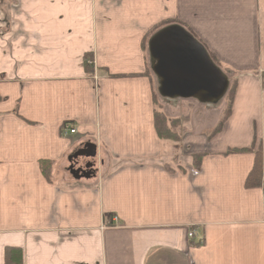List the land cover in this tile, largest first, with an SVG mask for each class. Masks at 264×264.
I'll list each match as a JSON object with an SVG mask.
<instances>
[{"label": "crops", "instance_id": "1", "mask_svg": "<svg viewBox=\"0 0 264 264\" xmlns=\"http://www.w3.org/2000/svg\"><path fill=\"white\" fill-rule=\"evenodd\" d=\"M170 26L234 76L217 134L225 110L207 107L227 91L161 95L146 51ZM262 75L264 0H0V264L7 248L23 264H264V186L245 187ZM155 99L179 143L159 139Z\"/></svg>", "mask_w": 264, "mask_h": 264}, {"label": "water", "instance_id": "2", "mask_svg": "<svg viewBox=\"0 0 264 264\" xmlns=\"http://www.w3.org/2000/svg\"><path fill=\"white\" fill-rule=\"evenodd\" d=\"M148 52L164 97L194 98L204 103L220 100L227 91L224 74L202 45L180 27L170 26L153 36Z\"/></svg>", "mask_w": 264, "mask_h": 264}, {"label": "trees", "instance_id": "3", "mask_svg": "<svg viewBox=\"0 0 264 264\" xmlns=\"http://www.w3.org/2000/svg\"><path fill=\"white\" fill-rule=\"evenodd\" d=\"M90 61H91L90 58L86 56L85 66L87 67L88 70L89 68L92 67V64ZM261 79H262V82L264 83V75L261 76ZM228 84L229 86H228L226 95L224 96L228 98L227 110L225 109L223 118L220 120V122L218 123L216 128L213 130V132L210 134V136L217 134L222 129L223 124L230 113V108H231L233 94L235 92L236 83H235V80H233L230 84V81L228 79ZM0 100H1V97H0ZM154 106H155L154 127H155V130H156V133L159 139L172 141L174 143H179L180 137L174 131V122L168 123L166 116L162 112L159 111L156 99L154 102ZM236 151L240 153L252 152L251 149H241V150H236ZM263 158H264V154L261 151H257L255 153L253 169L245 182V187L247 189L258 188V187L264 186V181H262V178L264 175ZM40 170H41V173L44 175V177L48 179L49 174L51 172V164L49 162H42L40 164ZM4 264H23L22 251L17 248H7L4 252Z\"/></svg>", "mask_w": 264, "mask_h": 264}, {"label": "rangeland", "instance_id": "4", "mask_svg": "<svg viewBox=\"0 0 264 264\" xmlns=\"http://www.w3.org/2000/svg\"><path fill=\"white\" fill-rule=\"evenodd\" d=\"M146 54L147 55H149L148 54V51H146ZM225 72V71H224ZM228 73V74H227ZM225 74L226 75H228V77H229V81H230V84H231V82L234 80V76H233V74L232 73H229V72H225ZM162 106H164L163 104H162ZM176 106H178V107H180V108H182L181 107V103L179 102L178 104L176 103V102H170V107H176ZM227 106H228V98L227 97H224V98H222L220 101H218V102H214V103H211V105L210 104H208V107L207 108H210L209 110L210 111H212V110H215V111H217L218 109H220V110H227ZM167 114V113H166ZM168 115V117H170L171 119H174V118H176V117H171L169 114H167ZM182 117V116H181ZM186 120L188 121V123L190 122V118L189 117H187L186 118ZM174 122V129H177V127L179 126L178 124H177V120H174L173 121ZM175 132H176V130H174ZM177 132H178V130H177ZM176 132V133H177ZM101 160H103V159H101ZM100 160V161H101ZM263 163H264V158H263Z\"/></svg>", "mask_w": 264, "mask_h": 264}, {"label": "built area", "instance_id": "5", "mask_svg": "<svg viewBox=\"0 0 264 264\" xmlns=\"http://www.w3.org/2000/svg\"><path fill=\"white\" fill-rule=\"evenodd\" d=\"M61 134H64V135H75L76 134V130L74 128H71L70 126L68 125H64L63 128H62V132ZM193 232H189L187 234V237L188 238H192L193 237ZM201 242V241H200Z\"/></svg>", "mask_w": 264, "mask_h": 264}]
</instances>
